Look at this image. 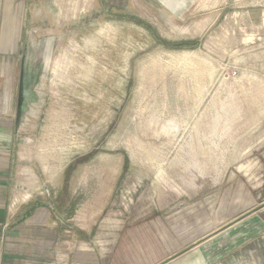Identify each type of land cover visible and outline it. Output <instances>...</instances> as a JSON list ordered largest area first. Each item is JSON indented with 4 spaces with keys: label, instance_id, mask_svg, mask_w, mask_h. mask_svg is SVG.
I'll use <instances>...</instances> for the list:
<instances>
[{
    "label": "rangeland",
    "instance_id": "1",
    "mask_svg": "<svg viewBox=\"0 0 264 264\" xmlns=\"http://www.w3.org/2000/svg\"><path fill=\"white\" fill-rule=\"evenodd\" d=\"M262 8L264 0H0V27L11 15L18 34L17 54L0 68L7 219L29 203L68 202L72 216L76 203L105 199L100 215L114 208L130 227L165 225L169 254L263 264L253 231L264 207ZM201 226L210 238L197 240Z\"/></svg>",
    "mask_w": 264,
    "mask_h": 264
},
{
    "label": "crops",
    "instance_id": "2",
    "mask_svg": "<svg viewBox=\"0 0 264 264\" xmlns=\"http://www.w3.org/2000/svg\"><path fill=\"white\" fill-rule=\"evenodd\" d=\"M261 12L264 19V8ZM9 20L11 22L8 27L7 25L4 29L0 27V68H5L10 56L17 54L18 50L17 19L10 15ZM101 201L87 199L79 204L76 203L72 216H64L63 213L66 208L62 205L68 202L29 203L21 205L13 219H7L5 206L1 200L0 264H208L211 262L213 256L209 253L199 252L200 254L197 255L184 256L185 252L180 253L179 249H176L177 253L169 254L172 251L168 250L171 246L167 243L165 225L161 226L160 223L150 225L149 222L140 221L141 225L130 227L132 225L126 221L123 214L116 212L114 208L100 215L99 208L107 202L104 199L100 204ZM58 207L61 212L56 216L53 210H57ZM255 214L254 219L257 218L260 224H256L253 231L256 236H260L258 237L260 240L255 241L254 248L259 250L258 259L264 264V234H262L264 207ZM207 227L199 228L202 229L197 231L201 233L198 234L197 240L210 238L208 237L210 235L206 234ZM232 227L239 242L246 238L247 229L241 222L240 215L236 216ZM225 230V228L220 229L216 235L222 234ZM172 231L177 234L192 229L174 226ZM225 236L227 235L222 234L223 240L226 239Z\"/></svg>",
    "mask_w": 264,
    "mask_h": 264
}]
</instances>
